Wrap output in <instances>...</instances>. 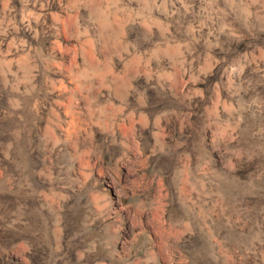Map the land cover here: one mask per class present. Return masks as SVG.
<instances>
[{"label": "rangeland", "instance_id": "obj_1", "mask_svg": "<svg viewBox=\"0 0 264 264\" xmlns=\"http://www.w3.org/2000/svg\"><path fill=\"white\" fill-rule=\"evenodd\" d=\"M0 264H264V0H0Z\"/></svg>", "mask_w": 264, "mask_h": 264}]
</instances>
